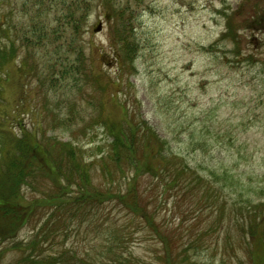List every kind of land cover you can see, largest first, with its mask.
Masks as SVG:
<instances>
[{"label":"rangeland","instance_id":"obj_1","mask_svg":"<svg viewBox=\"0 0 264 264\" xmlns=\"http://www.w3.org/2000/svg\"><path fill=\"white\" fill-rule=\"evenodd\" d=\"M20 1L10 0L13 18ZM113 2L117 8H128V31L119 34L124 21L110 23L111 12L98 0L82 37L86 65L78 63L76 79L63 78V64L54 68L52 58L46 59L41 50L31 54L19 42L7 63L0 59V150L6 152L2 143L9 129L19 134V128H24L37 137L49 162L74 182L60 179L57 186L50 179L24 184V203L54 196L60 187L78 194L81 180L71 171V150L76 163L87 165L92 185L105 187L99 161L113 143L108 127L127 130L126 120L146 121L180 162L184 158L201 176L212 171L227 175L244 198L258 202L264 193V0ZM100 23L103 30L96 33ZM2 41L4 49L10 46ZM85 70L88 77L83 75ZM182 210L169 205L162 215L163 223H169L167 233L177 240ZM41 217L26 224L14 241L0 245V264H24L47 220ZM135 224L127 211L109 205L104 214L87 221L59 220L53 240L45 243L42 235L36 240L42 241L43 254L66 251L89 258L92 264H108V245L124 237L126 250L118 254L123 263L166 264L161 243ZM218 237L210 241L215 249L200 248L189 254H179L183 249L178 240L173 257L178 264L264 260V254H228L223 251L222 235ZM14 246L19 249L13 250Z\"/></svg>","mask_w":264,"mask_h":264},{"label":"trees","instance_id":"obj_2","mask_svg":"<svg viewBox=\"0 0 264 264\" xmlns=\"http://www.w3.org/2000/svg\"><path fill=\"white\" fill-rule=\"evenodd\" d=\"M97 1L21 0L15 4L17 12L13 18L9 12L12 11L10 0H0V59L7 63L12 48L19 42L31 54L41 50L46 59L52 58L54 68L63 64V78L72 75L76 79L78 63L86 65L82 37L87 33L88 17ZM113 1L102 0V6L111 12L110 23L124 21L123 24L117 23L120 24L119 34L125 35L129 27L125 16L128 8H117ZM2 39L10 46L4 49ZM124 45L128 47L125 41ZM50 52L54 55L48 56ZM83 75L88 77L89 71L85 70ZM2 92L0 83V100ZM125 123L127 130L108 127L113 143L108 155L99 161L105 187L92 185L87 165L76 163L71 150V171L76 172L81 180L77 185L78 194L75 196L67 192V188L60 187L54 196L31 204L24 203L22 185L50 179L57 186L61 185H58L60 179L73 185L74 182L72 176L65 177L64 170L56 169L49 162L45 149L34 134L24 128H19V134L9 129L2 143L6 152L3 154L0 150V245L14 241L19 231L32 223L36 216L37 219L39 215L44 216L41 219L47 217L36 239L42 235V241L48 243L55 238L57 221L65 218L87 221L104 214L109 205H114L133 216L139 231H147L161 243L166 264L179 263L173 257L178 240L180 249H183L179 254L198 253L200 248L211 249L214 245L210 241L220 235L223 237V251L228 254L236 251L264 254V193H260L258 202L252 197L244 198L245 194L238 191L227 175L212 171L201 176L184 158L180 162L170 153L169 143L160 139L146 121L132 123L126 120ZM20 134L24 137L20 138ZM110 159L114 167L109 164ZM169 205L174 210L184 207L178 240L167 233L168 221H162ZM36 239L30 245L33 246L31 252L24 257V264H92L89 258L66 251L43 254L44 251L39 249L42 241L37 244ZM127 242L124 237L113 239L105 255L107 260L111 259L108 264H127L118 255L124 254ZM12 249L18 250L19 246ZM259 264H264V260Z\"/></svg>","mask_w":264,"mask_h":264},{"label":"water","instance_id":"obj_3","mask_svg":"<svg viewBox=\"0 0 264 264\" xmlns=\"http://www.w3.org/2000/svg\"><path fill=\"white\" fill-rule=\"evenodd\" d=\"M102 28H103V25L102 24H100L99 26H98V28L95 30L97 33L98 32H101L102 31Z\"/></svg>","mask_w":264,"mask_h":264}]
</instances>
